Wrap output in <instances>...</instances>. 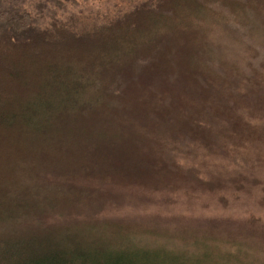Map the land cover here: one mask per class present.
Segmentation results:
<instances>
[{
  "label": "trees",
  "instance_id": "trees-1",
  "mask_svg": "<svg viewBox=\"0 0 264 264\" xmlns=\"http://www.w3.org/2000/svg\"><path fill=\"white\" fill-rule=\"evenodd\" d=\"M5 1L8 6H0V264H187L178 256L164 260L162 251L132 241H107L91 231L100 223L89 214L101 204L95 183L115 175L139 179L147 172L165 177L171 168L164 156H153L150 163L125 148L121 120L134 112L126 97L135 82L165 68L158 58L180 62L165 58L164 51L187 46L180 18L189 0H146L112 10H86L89 0H42L33 8L22 6L26 0ZM234 85L240 86L210 84L204 102L198 101L204 118L214 119L215 106L227 99L233 103L226 108L234 109L242 95ZM193 125L203 128L199 121Z\"/></svg>",
  "mask_w": 264,
  "mask_h": 264
},
{
  "label": "rangeland",
  "instance_id": "rangeland-1",
  "mask_svg": "<svg viewBox=\"0 0 264 264\" xmlns=\"http://www.w3.org/2000/svg\"><path fill=\"white\" fill-rule=\"evenodd\" d=\"M141 1L89 0L84 6L128 9ZM186 4L180 19L187 46L164 51L181 63L158 58L165 68L135 82L126 97L134 112L121 120L125 148L150 163L164 156L171 168L165 177L147 172L139 179L115 175L95 183L101 204L88 214L100 225L90 229L107 241L162 251L167 261L178 256L187 264H264V0ZM0 6L8 2L0 0ZM216 81L238 83L234 88L242 95L232 111L227 99L207 119L198 101ZM195 121L203 128L195 130Z\"/></svg>",
  "mask_w": 264,
  "mask_h": 264
}]
</instances>
